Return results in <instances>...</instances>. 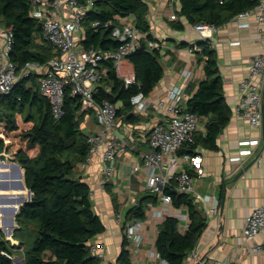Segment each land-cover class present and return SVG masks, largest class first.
<instances>
[{"label": "trees", "instance_id": "1", "mask_svg": "<svg viewBox=\"0 0 264 264\" xmlns=\"http://www.w3.org/2000/svg\"><path fill=\"white\" fill-rule=\"evenodd\" d=\"M258 3L259 0H180L178 14L193 24L219 26ZM149 12L146 0H95L83 21L85 35L82 42L85 46L119 47L121 42L112 36L111 27L103 23L129 13L136 15L137 26L152 38ZM96 20L102 22L97 27L92 25ZM0 23L13 32L10 57L19 69L28 61L45 63L57 54L51 45H41L36 41V35L42 32L43 21L33 14L31 0H0ZM171 24L177 28L184 27L181 18L172 20ZM200 47L196 53L205 59V76L200 80L197 91L187 99L186 105L205 121L206 129L197 131L195 143L184 146L181 152H194L199 147L218 149L219 136L232 117L217 52L209 38L201 41ZM161 55L159 48L149 46L132 54L130 60L138 83L128 87L118 77L113 62L106 60L105 81L111 91L100 87L99 97H108L116 103L119 115L126 120L139 121V116L132 111L131 97L139 91L147 95L152 93L165 73ZM51 106L50 99L41 92L39 76L34 73L18 79L11 91L0 92V153H9L22 164L26 185L34 194L17 214L19 227L14 235L20 239L19 245L12 243L0 227V264H15L14 259L4 254L3 250L14 254L13 248H24L26 245L30 246L25 251L24 264H99V258L92 253L89 242L106 226L94 208L91 185L79 177L77 170V164L86 157L90 148L89 134L81 127L84 115L82 103L68 86L64 115L56 119ZM0 163L7 164L2 160ZM8 165L21 171L18 165ZM5 175L2 170L0 219L13 225L12 211L23 203H20L18 195L26 186L23 178L21 184L9 186L8 180L4 182ZM167 191L172 195L175 206L188 209L190 223L182 232L179 219L166 217L159 225L156 246L160 257L169 264H184L188 252L198 244L208 221L191 194L173 187H168ZM149 202L157 203V197L147 191L139 203L127 211V219L145 218ZM126 244L125 237L118 261L120 264H134Z\"/></svg>", "mask_w": 264, "mask_h": 264}, {"label": "built area", "instance_id": "2", "mask_svg": "<svg viewBox=\"0 0 264 264\" xmlns=\"http://www.w3.org/2000/svg\"><path fill=\"white\" fill-rule=\"evenodd\" d=\"M94 1L31 0L33 6H37L33 14L43 21L42 33L45 41L55 49L57 54L45 63L28 61L21 69L10 57L14 42L13 32L0 23V92L11 91L18 79L22 76H29L38 69L41 71V92L50 99L53 116L59 119L65 113L66 88L71 86L72 94L80 97L82 108L94 111L98 123L102 126L100 131L88 136L89 152L79 162L82 169L87 168L94 155L99 153L103 162L104 180L107 182L114 176L119 159L127 161L131 172L136 174L142 172L146 188L157 197V203L150 202L147 205L148 208L146 207L149 209L146 217L149 216L153 223H162L166 217L174 216L179 219L180 223H185L186 228L189 226V212H182L181 207L173 204V197L167 191L168 187L191 194L197 204L202 203L207 213L217 214L219 212L218 198L212 194H202L196 187V178L204 173L203 155L198 149L194 152H181L184 146L195 143L196 132L201 124L200 116L186 105L188 94L183 86L174 85L165 97L155 102L165 115L145 131L144 137L149 146L148 150H140L138 145L130 140L132 139L130 134L123 135L122 131L128 126L124 123L120 124L122 121L119 118L116 103L108 97H99L100 87H104L108 92L111 91L110 85L105 81L107 71L104 62L106 60L113 62L118 77L128 87L138 83L130 56L137 52L144 42L146 46L159 49L161 42L154 35L149 38L148 33L137 26L136 15L129 13L117 15L116 19L103 23L106 27H111L112 36L121 42L119 47L111 49L95 45L85 46L82 42L85 35L83 21L88 11L93 8ZM146 1L148 3L153 1L156 4L153 16L149 15L148 19H157L164 15L169 19L176 18L178 0ZM160 5L165 6L164 11H159L160 8L157 7ZM64 8L67 9V13L64 12ZM253 18L260 23L261 35L264 39V0H259L254 8L241 11L232 20L240 26H250ZM101 23L100 20H96L92 25L97 27ZM194 26L203 33L204 38L208 36L205 34V29H209L208 37H210L219 27L207 23H196ZM200 48L193 46L190 50ZM263 69L264 54H252L249 57L248 74L241 82L242 93L236 106V114L245 115L252 127H261L264 122L263 79L261 78ZM182 74L185 84H188L191 80L192 69L184 68ZM131 105L135 113L147 114L152 100L143 91H139L132 95ZM260 140V135L242 138L238 155L230 157V160L241 161L242 155L252 153V147L259 144ZM102 144H105V149H101ZM132 152L136 154L135 157L131 156ZM120 195L124 196L121 191H119ZM131 202L132 207L139 203L137 198H133ZM146 217L127 219L125 213H117V219L123 225L124 238L127 239L126 248L132 261L141 251V245L145 240L141 225ZM243 234L247 240L252 241V244L245 248L248 254L264 253V202L257 204L246 215ZM157 235L158 233L149 253L169 264L159 255L156 246ZM257 236H261L263 240L256 241ZM90 248L92 253L99 258V264H107L104 243L93 244ZM2 252L15 258L14 254L5 250ZM231 260H234L233 257L225 261L210 258L202 254L196 245L188 252L184 264H227ZM111 264L120 263L114 260Z\"/></svg>", "mask_w": 264, "mask_h": 264}, {"label": "crops", "instance_id": "3", "mask_svg": "<svg viewBox=\"0 0 264 264\" xmlns=\"http://www.w3.org/2000/svg\"><path fill=\"white\" fill-rule=\"evenodd\" d=\"M149 6V15L153 16L156 4L152 1L149 2ZM157 8H160L159 11L165 10L164 5ZM64 12L67 13V9L64 8ZM180 18L184 23L183 28H177L171 24L172 20ZM175 19H169L166 15L157 19H149L153 35L161 42V61L165 67V73L152 93L148 95L152 100L148 113L140 115L132 109L140 118L136 122H130L123 115H119L122 121L120 124L124 123L128 126L126 130L122 131L123 135L130 134L133 139L130 140L135 142L140 150L149 149L144 137L145 131L165 115L155 102L161 97H165L174 85L183 86L189 98L197 91L200 80L205 76V59L196 53L197 49L190 50V47L193 46L200 47V42L205 39L203 33L186 18L180 17L178 11ZM205 31V34L209 36V29H205ZM208 36L207 38L212 42V46L217 52L225 96L232 108V117L219 136L218 149L198 148V151L203 155L204 173L196 178V187L200 193L212 194L218 198L219 212L209 214L205 211L202 203H198V207L205 213L208 222L197 245L201 253L210 258L225 261L233 257L234 260L227 264H264V253L250 255L246 252L245 248L251 245L252 241L247 240L243 234L246 215L257 204L264 202V124L261 127H252L245 115L236 114V106L242 93L241 82L249 71V57L252 54H264V39L261 35L260 23L254 18L251 20L250 26H240L237 22L230 20L219 25L218 30L213 32L210 37ZM36 41L41 45L48 44L42 32L36 35ZM184 68L192 69L191 80L188 84H185L182 74ZM34 74L40 78L41 71L36 69ZM261 78L263 79L262 107L264 114V69ZM117 104L122 105V102ZM82 112L84 115L81 127L84 131L91 134L102 129L94 111L82 108ZM205 129V121L201 120L198 131ZM255 135H260L261 140L259 144L252 147L253 152L243 154L242 160L239 162L230 160V157L238 155L240 140ZM105 147V144L101 145V149H105ZM135 155L133 152L131 153V156L135 157ZM0 160L7 163H0V173L5 169L3 166L18 170L8 164L18 165L27 187L25 169L22 164L7 153H0ZM77 170L79 177L91 185L94 208L106 226L102 233L90 240V246L100 242L104 243L105 262L111 264L114 260L119 259L124 246L123 225L118 221L117 213L126 214L132 207V199L137 198L139 201L149 191L142 178L143 173L131 172L127 161L119 159L114 176L107 182L104 180L103 162L99 153L94 155L85 169H82L78 163ZM192 172L195 173V170L192 169ZM119 191L124 196H119ZM223 201L224 208L221 212ZM20 208L18 209L20 210ZM180 209L182 212H189L186 207ZM146 210V212L149 211V209ZM15 222H17V216ZM160 224L153 223L149 216L146 217L141 225V232L145 240L141 245V251L133 261L134 264H166L160 258L153 257L149 253L154 245ZM185 225V223H180L182 232L188 228ZM17 227H19L18 222ZM14 232L15 230L12 231V236L8 239L12 243H20V239L15 237ZM262 240L261 236L256 237V241L261 242ZM19 254L15 253L14 255L17 258L20 257V264H24L25 260L23 262L21 260L25 258V251L22 256Z\"/></svg>", "mask_w": 264, "mask_h": 264}, {"label": "rangeland", "instance_id": "4", "mask_svg": "<svg viewBox=\"0 0 264 264\" xmlns=\"http://www.w3.org/2000/svg\"><path fill=\"white\" fill-rule=\"evenodd\" d=\"M176 6H177L176 9H179L180 8V0L177 2V5ZM35 9H37V6H33V10H35ZM3 154H5V153H3ZM7 154H9V153H7ZM3 168H5L3 170H4V173L6 174L4 176V178H5L4 179V182H6L8 180L9 181L8 182L9 183L8 184L9 186H13V183L15 185L18 184V183L21 184L22 176H21V172L19 170H16V169L15 170H12L11 168H9L7 166H3ZM19 193H20V195H18V197L21 200L20 203L23 202L24 199L27 200L30 197L29 196V194H30L29 190L26 187H24V186H23L22 191L19 192ZM1 225H3V226H1ZM11 225H12L11 223L7 224V222H4L3 219H0V227L4 231V233H5V235H6L7 238L12 236L11 234H8V231L11 229L12 226H13L12 227V230H16L18 228L17 227V222H15L14 225H12V226ZM15 244L19 245V243H15ZM29 246L26 245V247H24V248H20V246L15 247V248H13V252H14V254L16 253L17 255H18V253H20L19 255L22 256L24 254V251H26L27 248H29ZM15 263H17V264L19 263L20 264V257L17 258V260L15 261Z\"/></svg>", "mask_w": 264, "mask_h": 264}, {"label": "water", "instance_id": "5", "mask_svg": "<svg viewBox=\"0 0 264 264\" xmlns=\"http://www.w3.org/2000/svg\"><path fill=\"white\" fill-rule=\"evenodd\" d=\"M146 46V43L144 42L142 45H141V47L140 48H143V47H145ZM263 124H264V122H263ZM29 189V191H30V197L26 200V199H24V201H23V203L21 204V205H19V207H17L16 209H14L12 212L14 213V217H13V219H12V223H15V217L17 216V214H18V212H19V209L18 208H20L21 206H23L26 202H28L29 200H31L32 198H33V196H34V194H33V191L30 189V188H28ZM224 206V201L222 202V206H221V212L223 211V207ZM12 228L8 231V234H11L12 233ZM17 260V257H15L14 258V261H16ZM25 260V258H23L21 261L23 262Z\"/></svg>", "mask_w": 264, "mask_h": 264}]
</instances>
